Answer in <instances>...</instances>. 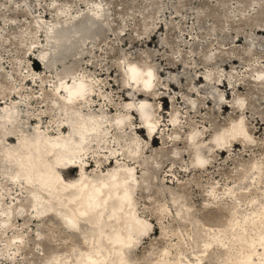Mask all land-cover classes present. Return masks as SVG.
I'll return each mask as SVG.
<instances>
[{"label":"rangeland","instance_id":"rangeland-1","mask_svg":"<svg viewBox=\"0 0 264 264\" xmlns=\"http://www.w3.org/2000/svg\"><path fill=\"white\" fill-rule=\"evenodd\" d=\"M96 3L104 9L102 17H93L91 9ZM60 9L69 12L67 18L62 17ZM74 18L85 21L75 22L73 27L64 23ZM92 20L98 22V28L89 27ZM37 21L42 26L40 29L34 27ZM53 24L57 26L59 40L49 38L48 47L47 30ZM32 42L35 45L28 50ZM46 49H49L48 68L44 63L46 59L40 56ZM128 62L153 68V96L149 102L162 124L154 141V138L150 141L146 133L140 135L143 143L151 148L145 156L150 164L143 171L148 179H140L136 196L138 207L156 218L155 207L164 198L154 192H166L167 187H172L185 191L195 213H204L205 221L224 220L225 214L204 209L208 199L206 191L211 183H218L219 188L226 183L234 185L243 165L256 157L264 159V130L253 135L252 150L244 152L240 144L231 147V152L215 153L217 161L207 172L177 173L179 180L172 177L174 184L165 176L169 168L158 172L164 158L162 136H174L172 126H167L172 123L173 112L180 117L181 141L187 139L193 125L207 133L206 144L231 120L243 117L252 132L257 127L252 118L264 119V84L253 81L256 71L264 69V0H0V97L10 92L11 83L18 88L23 83L22 92L32 95L31 103L25 102L27 96L21 99L16 95L15 90L12 95L15 94L14 101L21 102L19 109L27 130L37 122L32 120L34 117L27 120L28 114L46 112L48 118L43 120L44 126L56 119L57 111L52 110V85L64 74V69L74 65V71L96 78L102 87L100 93L103 92L105 99L99 101L95 95L97 103L92 111L97 113L103 108L109 117L123 113L124 106L137 91V87L124 90V67ZM31 69L40 76L39 81L44 79L43 83L34 84L31 78L29 82L21 80ZM239 85L243 88L239 89ZM239 102L246 108L243 115L233 110ZM223 105H228L226 110H222ZM2 107H6L5 104L0 110ZM130 114L132 128L141 126V117ZM126 128L125 138L131 133L129 125ZM9 142L16 144L17 139ZM178 149L182 154L188 153L184 144ZM170 150L164 151L166 156L171 157ZM185 163H190L189 157L178 162V166ZM90 164L96 165L93 158ZM2 169L0 163V184H11L1 175ZM62 169L67 178L78 176V168L69 173V167ZM138 171L141 177L143 173ZM16 190L15 196L27 206L26 193H21L18 185L11 192ZM5 201L10 202L8 195ZM164 221L154 219L155 233L139 244L133 264H153L163 247H171L179 241L182 248L186 245L191 227L180 223L175 213ZM13 223L12 230L1 237L0 250L5 252V241L14 232L19 231L24 238L17 255L9 260L0 256V264H51L49 255L66 252L72 245L85 247L80 233L68 231L53 214L34 220L21 208L15 212ZM171 250L175 252V248ZM204 264L221 263L212 259L205 260Z\"/></svg>","mask_w":264,"mask_h":264},{"label":"bare ground","instance_id":"bare-ground-1","mask_svg":"<svg viewBox=\"0 0 264 264\" xmlns=\"http://www.w3.org/2000/svg\"><path fill=\"white\" fill-rule=\"evenodd\" d=\"M60 11L62 17H68L67 10ZM91 12L94 18H98L103 16L104 9L96 3ZM76 19L64 23L70 27L75 22L85 21ZM34 27L40 29L42 26L37 21ZM56 27L54 24L48 27L47 46L49 38L59 40ZM34 45L32 42L28 50ZM48 50L41 52L42 59L47 58ZM44 63L48 68L47 59ZM74 67L64 69V74L52 85V110L57 111V116L45 126L43 120L48 115L39 112L27 115V120L34 117L32 120L37 122L31 130L25 128L24 116L19 109L21 102L14 101L15 94L12 95L15 90L16 95L21 99L27 96L25 102L31 103L32 95L22 92L23 83L20 88L11 83L10 92L0 97V107L6 106L0 110L1 175L11 182L0 184V241L7 231L12 230L14 214L22 208L34 220L47 213L53 214L68 231L80 233L85 247L72 245L66 252H55L48 256L51 264H133L139 244L155 233L152 227L154 219L165 222L168 215L175 213L180 223L191 227L189 240L183 248L180 241L171 247H163L153 264H204L205 260L212 259L221 264H264V159L256 157L243 165L232 186L226 183L219 188L218 183H211L206 191L208 199L204 209L225 214L224 220L205 221L204 213H195L185 191L172 187H167L166 192H154L164 198L155 207L158 211L155 218L138 207L136 198L140 179H148L143 171L150 164L145 156L151 147L143 143L140 135L146 133L150 141L153 138L154 141L162 127L149 102L153 96V68L127 63L124 67V90L137 87L136 95L126 103L123 113L109 117L103 108L97 113L91 109L97 103L95 95L99 101L105 99L103 92L100 93L101 85L90 75L78 74ZM38 78L40 76L31 69L21 80L27 79L34 84L44 82L43 78L41 81ZM253 81L258 85L264 84V69L256 71ZM236 87L234 85L233 89ZM227 107L223 105L222 110ZM245 109L241 102L233 107L240 115L246 113ZM130 113L141 117V126L132 128L134 123L130 120ZM171 121L167 126H172L174 136H162L161 154L164 158L158 172L169 168L165 176L171 178L173 184L172 177L179 180L177 173L207 172L217 161L215 153L231 152V147L240 144L244 152L252 150L253 135L264 130L263 118H252L257 127L251 132L244 118L240 117L216 131L211 142L206 144L204 137L206 140L207 133L193 125L187 139L181 141L178 130L182 126L176 112L171 114ZM126 125L131 128V133L125 138ZM14 139L17 143L11 144L9 141ZM180 144L187 147V154L178 149ZM168 148H171V157L164 152ZM186 157L190 158V163L178 166V162ZM92 158L96 165L90 164ZM67 167V173L78 168V176L72 179L65 177L62 168ZM139 169L143 173L141 177L138 176ZM17 185L21 193L27 195V206L15 196L17 190L11 192ZM7 195L10 202L5 201ZM14 200L18 202L14 203ZM165 231L163 229L162 233ZM23 238L19 231L14 232L5 241V252L0 250V256L7 260L16 256Z\"/></svg>","mask_w":264,"mask_h":264},{"label":"water","instance_id":"water-1","mask_svg":"<svg viewBox=\"0 0 264 264\" xmlns=\"http://www.w3.org/2000/svg\"><path fill=\"white\" fill-rule=\"evenodd\" d=\"M89 27H90V28H92V27H94V28H98V22L92 20V23L90 24Z\"/></svg>","mask_w":264,"mask_h":264}]
</instances>
